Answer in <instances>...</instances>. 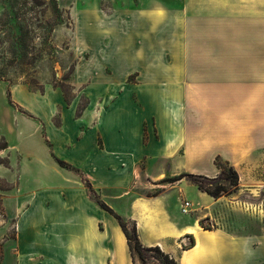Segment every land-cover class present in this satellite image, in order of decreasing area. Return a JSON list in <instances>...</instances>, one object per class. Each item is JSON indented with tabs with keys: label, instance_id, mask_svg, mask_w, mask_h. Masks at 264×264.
Wrapping results in <instances>:
<instances>
[{
	"label": "crops",
	"instance_id": "obj_1",
	"mask_svg": "<svg viewBox=\"0 0 264 264\" xmlns=\"http://www.w3.org/2000/svg\"><path fill=\"white\" fill-rule=\"evenodd\" d=\"M226 22L228 26L231 21ZM239 23L258 34V45L248 46L249 41L242 40L236 28L234 37L228 26L225 40L232 47L219 49L218 39H212L211 62L199 69L194 66L192 84L180 85V71L187 65H174L178 75L146 84L143 70L124 68L120 59L112 74H103L101 65L97 74L89 67L91 79L78 85L82 88L70 102L53 86L44 94L25 87L12 90L23 108L16 146L21 156L17 187L34 172L53 174L52 182L36 178V191L21 196L18 190L19 195L3 198L1 264H133L120 225L98 205L85 181L117 214L136 221L144 246H159L180 264L186 256L191 264H264V229L244 234L241 227L222 225L220 216L210 211L189 222L177 215L184 200L198 206L197 198L187 195V186L208 200L201 205L205 209L224 201L242 206L235 200L249 187L240 183L230 197L215 200L181 180L156 196L140 194L162 186L159 183L168 176L215 177L217 158L229 162L240 181L246 169L264 166V23L232 24ZM135 72H141L137 81L129 82ZM83 95L87 104L78 114ZM207 165L211 170H200ZM174 192L177 209L172 205ZM48 200L53 208L47 213L43 206ZM203 218L219 228L203 229ZM11 221L16 222V238L10 237ZM190 236L192 248L186 245Z\"/></svg>",
	"mask_w": 264,
	"mask_h": 264
},
{
	"label": "rangeland",
	"instance_id": "obj_2",
	"mask_svg": "<svg viewBox=\"0 0 264 264\" xmlns=\"http://www.w3.org/2000/svg\"><path fill=\"white\" fill-rule=\"evenodd\" d=\"M250 20L264 23V0H0V214L6 217L2 206L4 197L19 195V192L25 196L36 191V178H48L52 182L53 174L48 170L45 174L34 172L30 180H21L17 187L21 156L16 146L23 108L18 104L17 93L12 95L14 88L25 87L30 92L44 94L47 86H53L70 102L82 88L78 85L91 79L89 67L95 68L97 74L96 67L101 65L103 74H112L116 60L120 59L124 68L136 66L143 70L142 80L146 84L161 83L179 74L174 72L178 69L175 66L187 65L184 72L180 71V85L192 84L196 74L194 66L199 69L200 65L205 67L211 62L212 39H218L215 43L219 49L232 47L225 40L228 26L230 34L236 37L232 30L236 28L239 37L249 41L248 46L258 45L257 33L248 32L241 23L232 24ZM226 21H231L230 25ZM238 46L241 47L240 43ZM109 50L113 51L107 55ZM140 73L131 74L129 82H136ZM86 99L83 95L78 114L86 106ZM226 162L220 161L224 169H227ZM200 170H211V167L207 165ZM217 177V182H224L221 171L209 178ZM164 179L159 183L162 186L140 190V194L149 197L161 194L170 186ZM242 179L239 185L250 189L235 202H247L263 209L264 166L257 164L253 170L246 169ZM185 191L197 198L198 206H193L190 214H183L181 207L176 208L174 192L172 205L182 222L202 218L210 211L220 216L222 225L241 227L244 234L264 229V212L251 214L242 206L225 201L205 209L201 205L206 206L208 200L198 198L193 186H187ZM43 208L48 213L53 205L48 200ZM202 220L208 229L200 226L205 230L219 228L209 219ZM16 233V222L11 221L10 237ZM186 245H190V240ZM2 256L0 246L1 261ZM147 256L151 258L149 264H163L156 253L149 252ZM137 264H141L139 259Z\"/></svg>",
	"mask_w": 264,
	"mask_h": 264
},
{
	"label": "trees",
	"instance_id": "obj_3",
	"mask_svg": "<svg viewBox=\"0 0 264 264\" xmlns=\"http://www.w3.org/2000/svg\"><path fill=\"white\" fill-rule=\"evenodd\" d=\"M57 161L60 164V166H62L63 168L78 172V170L72 168L67 163L60 160ZM220 161L221 158H217L216 166L225 177L224 182H217L218 177L212 179L203 175H195L190 173H182L174 177H167L166 179H164L163 182L172 184L179 182L181 180H187L193 185H195L200 192L207 194L208 196H210L215 200H219L224 197H230L233 193H235L238 190L240 177L237 171L232 166H230L228 162L225 163L227 169H224V167L220 164ZM85 184L86 187L94 195L95 197L94 199L96 200L98 205L117 220L118 224L120 225L127 239L133 264H137V259H139L141 264H149L150 263L149 261L151 259L150 257L147 256V253L149 252L156 253L159 259L162 260L163 264H180L175 258L165 253L159 246H154V247L144 246L139 238L138 226L136 221L128 220L122 217L121 215L117 214L112 208H110L94 193L91 185L87 181H85ZM200 225L203 228L208 229L204 226L203 220L200 221ZM15 237L16 235L11 236V238H15ZM194 245H195L194 238L193 236H190V245L188 248H192L194 247ZM185 248L186 247L184 246V249ZM1 263L2 261L0 260V264Z\"/></svg>",
	"mask_w": 264,
	"mask_h": 264
},
{
	"label": "built area",
	"instance_id": "obj_4",
	"mask_svg": "<svg viewBox=\"0 0 264 264\" xmlns=\"http://www.w3.org/2000/svg\"><path fill=\"white\" fill-rule=\"evenodd\" d=\"M242 207L247 211L250 212L251 214H261L264 212V208L262 209L259 205L254 206L249 203H242ZM193 205L189 201H184L182 202L181 205V211L183 214H190L192 212Z\"/></svg>",
	"mask_w": 264,
	"mask_h": 264
},
{
	"label": "bare ground",
	"instance_id": "obj_5",
	"mask_svg": "<svg viewBox=\"0 0 264 264\" xmlns=\"http://www.w3.org/2000/svg\"><path fill=\"white\" fill-rule=\"evenodd\" d=\"M205 233L208 234L209 232L206 231ZM183 263H184V264H191L190 261L187 259V256L184 258Z\"/></svg>",
	"mask_w": 264,
	"mask_h": 264
}]
</instances>
